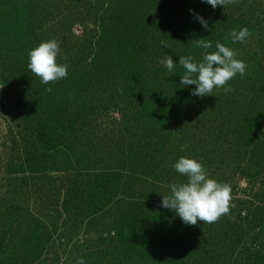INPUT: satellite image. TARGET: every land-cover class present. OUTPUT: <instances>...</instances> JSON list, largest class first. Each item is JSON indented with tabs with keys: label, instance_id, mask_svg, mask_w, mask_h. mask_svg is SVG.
<instances>
[{
	"label": "rangeland",
	"instance_id": "1",
	"mask_svg": "<svg viewBox=\"0 0 264 264\" xmlns=\"http://www.w3.org/2000/svg\"><path fill=\"white\" fill-rule=\"evenodd\" d=\"M201 38L247 64L230 92L180 84ZM52 39L69 69L46 85L28 53ZM181 157L231 186L229 214L192 226L161 206ZM81 258L264 264V0H0V264Z\"/></svg>",
	"mask_w": 264,
	"mask_h": 264
},
{
	"label": "clouds",
	"instance_id": "2",
	"mask_svg": "<svg viewBox=\"0 0 264 264\" xmlns=\"http://www.w3.org/2000/svg\"><path fill=\"white\" fill-rule=\"evenodd\" d=\"M204 2L213 8L218 6L226 8L227 5L236 3L237 0H204ZM195 15L207 30L208 21L199 14ZM229 35L233 43H243L252 33L244 27L239 31H231ZM196 47L205 50L201 61L195 62L191 55L179 58V64L185 69L180 84L185 87L195 85L192 95L201 98L213 96V92L218 89H223L225 93L230 92L231 88L227 86L229 82L237 74L240 76L246 74L247 64L237 59V52L225 44L217 41L216 50L209 52L207 50L213 47L212 43L201 38L196 41ZM60 51L59 41L52 39L42 42L28 53V69L43 84H54L67 78L69 65L58 62ZM160 63L165 65L169 72L175 69L172 56L161 60ZM46 91L50 93L52 88L49 87ZM174 168L179 174L187 177V181L173 183L169 186L171 191L163 195L162 207L174 211L186 225L192 226L197 225L198 222L215 223L222 216L229 214L230 209L234 207L230 185L210 178L205 166L194 158L181 157L174 164ZM76 264H84V260L81 258L76 261Z\"/></svg>",
	"mask_w": 264,
	"mask_h": 264
}]
</instances>
